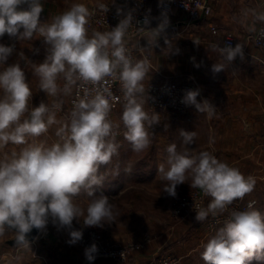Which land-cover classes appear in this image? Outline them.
Masks as SVG:
<instances>
[{
	"label": "clouds",
	"instance_id": "clouds-1",
	"mask_svg": "<svg viewBox=\"0 0 264 264\" xmlns=\"http://www.w3.org/2000/svg\"><path fill=\"white\" fill-rule=\"evenodd\" d=\"M96 8L104 13L109 10L100 2ZM43 10L42 0H0V37L5 33L20 40L42 37L49 46L43 63L32 65V70L39 78V89L53 98L51 105L30 106L33 91L19 64L0 71V239L11 232L16 247L26 251H31L27 234L34 228L44 231L49 220L70 230L69 244L77 243L83 235L72 230L74 219L82 220L85 227L101 228L116 220V206L108 196L96 194L107 175L100 173L101 166L112 164L121 147L117 140L120 124L110 118L115 99L111 82L118 81L123 94L120 120L124 139L134 152H142L151 144L148 129L158 124L160 117L145 110L143 82L151 63L147 55L135 59L129 42L133 35H141L152 48L169 24L164 16L156 28L137 27L129 12L111 30L89 35L88 24L95 11L86 4L73 3L50 22H41ZM120 12L118 9V15ZM242 17V23L252 18L248 31L255 32L256 22L264 23V10L245 9ZM143 24H149L147 17ZM260 35L264 36V29ZM194 43L199 45L198 40ZM165 44L170 47L171 42L165 39ZM210 47L223 61L212 65L214 74L226 70L237 56L244 59L241 43ZM146 48L140 47V51ZM12 51V47L0 45V65ZM74 89L71 111L58 119L63 103L59 98L71 96ZM199 95L198 89L187 90L182 103L194 106L209 119L216 116V106L208 99L198 101ZM54 125L57 139L53 143L36 142ZM179 134L181 150L175 143L166 147L167 158L157 167L158 177L166 182L163 191L171 197H176L178 185L189 180L191 188L211 197L206 208L195 206L198 222L223 214L235 200L253 192V176H245L209 151H191L195 131L181 129ZM209 142H213L211 138ZM9 145L23 147L5 151ZM118 173L117 164L111 174ZM81 194L89 198L86 208L77 202ZM229 217L224 227L202 244L201 259L205 264L264 261V214L249 203L246 210H232ZM98 251L93 243L85 249V256L93 261Z\"/></svg>",
	"mask_w": 264,
	"mask_h": 264
},
{
	"label": "crops",
	"instance_id": "crops-1",
	"mask_svg": "<svg viewBox=\"0 0 264 264\" xmlns=\"http://www.w3.org/2000/svg\"><path fill=\"white\" fill-rule=\"evenodd\" d=\"M208 1L213 7L210 18L191 22L187 14L178 9H172L166 14L158 13L152 18L147 28L158 27L164 16H167L169 24L157 43L152 48L148 47L147 40L140 35L132 38L130 44L135 50L136 59H142L147 55L151 63L152 67L143 83L165 79L176 82L196 81L203 89L202 98L198 101L208 99L216 106V116L209 119L205 113L197 112L195 107L190 105L188 118L174 120L170 113H158L160 122L149 129L152 138L151 150L154 149L152 152L155 156L145 155L146 157L137 163L133 162L132 166L118 159V162H115L119 166L118 175L112 176L109 180L104 179L102 185L96 188V192H101L108 197L115 195L120 197L135 188V185H156L160 182L165 185L166 182L158 177L157 167L166 160L167 155L160 156L162 154L160 152L166 151V147L172 143L177 145L178 151L181 150L182 137L179 134L181 129L197 133L194 144L190 146L191 151L197 153L209 151L218 160L238 168L245 176L263 172L264 153L261 142L264 131V48L257 47L250 36L264 26V23L256 22V31L249 32L248 25L251 24L252 18L249 17L247 23H242V12L251 8L264 10V0ZM98 2H110L121 8L124 0H42L44 10L40 20L50 22L55 15L68 10L73 3H84L91 9ZM151 6L155 8L157 1L152 0ZM213 26L216 27L215 30L212 29ZM93 31L99 30L88 26L89 35ZM226 31L234 33L237 44L244 45V59L241 60L237 56L226 70L214 74L211 71L212 65L223 61L210 45L215 43L223 47ZM165 39L171 42L170 47L165 44ZM194 40H198L199 45L195 44ZM0 45L13 49L7 60L0 65V71L8 66L19 64L25 73L26 82L33 91L30 106H39L41 102L51 105L53 98L39 89V78L32 70V65L43 63L47 55L49 46L44 43L43 38L20 40L5 33L3 37H0ZM140 47L148 48L141 52ZM59 83L63 85L62 80ZM72 95L59 98L63 103L61 110L57 112L58 119L67 117ZM145 110L152 114L146 108ZM121 114L122 112H116L113 120L120 124V135L117 137L121 144L120 156L132 148L123 136L125 129L120 120ZM162 128L163 131H160ZM55 130L54 125L46 134L36 138V142H46L50 145L57 139ZM210 138L212 143L209 142ZM20 147L23 146L9 145L5 151L13 149L18 151ZM148 153L150 154V151ZM105 167V165L101 166V173L104 172ZM109 175L111 174L108 172L107 176ZM200 224L202 228L206 225L205 221ZM161 249L160 244H157L145 253L139 252L128 264H146L148 259ZM185 261L187 262L184 264L193 262L191 258ZM96 264L121 263L100 260Z\"/></svg>",
	"mask_w": 264,
	"mask_h": 264
},
{
	"label": "rangeland",
	"instance_id": "rangeland-1",
	"mask_svg": "<svg viewBox=\"0 0 264 264\" xmlns=\"http://www.w3.org/2000/svg\"><path fill=\"white\" fill-rule=\"evenodd\" d=\"M160 131H163V128ZM151 146L152 138L150 146L142 152L135 153L131 148L125 154L121 156L119 154L120 158L114 157L112 164L105 165L103 173L109 172L111 174L118 159H121L120 162L123 161L132 166V164L134 165L133 162L137 163L143 157L155 156ZM163 152H160L162 153L160 156L165 157L167 152ZM101 170L100 168L99 171ZM252 175L256 180L253 192L246 195L242 200H235L223 214L216 217L209 215L204 220L206 223L204 228L195 219L196 213L177 212L179 199L195 190L190 187V180L177 186L176 197H171L163 191L165 185L162 182L156 185L140 184L135 185V188L123 196L109 197V201L116 206L119 213L113 223L104 224L102 228L85 227L82 220L77 222L74 219L72 230H80L83 233L82 239L75 244L68 243L70 230L61 228L58 224L54 225L51 220L38 238L30 243L31 251L9 244V240L13 239V233L8 232L3 239H0V264H91V262L96 264L100 260L128 264L136 254L145 253L157 244H160L162 249L155 252L146 264H153L161 258L170 256L181 259V264L186 263L187 258L193 260L189 264H205L200 256L203 250L202 244L224 227L232 210L253 203V207L264 214V169L263 172ZM112 176L115 177L116 175H106L105 179L109 180ZM100 193L96 192L97 195ZM76 199L86 208L89 199L86 195L81 194ZM210 199L211 197L206 199L203 207L206 208ZM93 232L97 233V237L93 236ZM86 237H88L89 242L96 241L101 245L109 243L110 245L121 246L128 250L126 259L120 260L112 257L89 261L85 256V248L82 244ZM134 244H139L141 247L138 250L133 249L132 245ZM250 264H264V261L253 259Z\"/></svg>",
	"mask_w": 264,
	"mask_h": 264
},
{
	"label": "built area",
	"instance_id": "built-area-1",
	"mask_svg": "<svg viewBox=\"0 0 264 264\" xmlns=\"http://www.w3.org/2000/svg\"><path fill=\"white\" fill-rule=\"evenodd\" d=\"M152 0H124L123 6L121 8L115 6L110 2H103L108 5L109 10L104 13L96 8V4L91 8L95 11V14L91 17L88 26L95 28L101 32L111 30L114 28L121 19L124 18L129 12L132 13L134 18V23L137 27H147L143 24L144 19L150 21L158 13L166 14L172 9H178L186 13L191 22H198L204 19H208L213 14V7L208 0H156L157 6L152 8ZM22 7H27L24 5ZM118 9L121 10L118 15ZM213 30L216 29L215 26L212 27ZM264 29V26L260 27L254 34L250 37L257 47L264 48V36L260 35V30ZM134 31V30H133ZM140 35H133L132 38L138 37ZM131 38V39H132ZM226 44H231L233 47L237 44L236 37L233 32L226 31L224 34L223 47ZM129 48L132 56L136 59L135 50L132 48L129 42ZM145 85V108L149 112L155 113H170L172 114L174 120H179L181 118H188L189 116V105L182 103V99L187 90H199L200 95L197 100L202 98L203 89L202 86L196 81H170V80H155L144 83ZM111 91L113 97L112 101L113 107L110 113V118L114 120L116 112L123 110V99L122 91L118 81L111 82ZM76 99V89L73 90V95L70 102V107L68 113L71 111L73 106V100ZM149 130V129H148ZM261 148L264 151V131L262 134ZM209 196H205L201 190L195 189L193 192L183 195L178 201L177 212L186 211L188 213H196L195 206L203 207L204 202ZM253 204V203H252ZM248 206L243 208H235L234 210H246ZM184 214V213H183ZM93 236L97 237V233L93 232ZM95 243L98 247V253L95 259L101 258H112L116 257L120 260H125L128 250L117 245H110L109 243L101 245L98 242H89L88 237L84 238L82 244L84 248L90 247ZM141 247L139 244L132 245L133 249L138 250ZM94 259V260H95ZM118 259V260H119ZM93 262H91L92 264ZM153 264H181V259L177 257H166L161 258L159 261Z\"/></svg>",
	"mask_w": 264,
	"mask_h": 264
},
{
	"label": "water",
	"instance_id": "water-1",
	"mask_svg": "<svg viewBox=\"0 0 264 264\" xmlns=\"http://www.w3.org/2000/svg\"><path fill=\"white\" fill-rule=\"evenodd\" d=\"M40 233V230L34 228L29 234H27L26 239L29 241V243L34 242ZM9 244L15 245V241L13 239L9 240Z\"/></svg>",
	"mask_w": 264,
	"mask_h": 264
},
{
	"label": "trees",
	"instance_id": "trees-1",
	"mask_svg": "<svg viewBox=\"0 0 264 264\" xmlns=\"http://www.w3.org/2000/svg\"><path fill=\"white\" fill-rule=\"evenodd\" d=\"M171 81V80H170Z\"/></svg>",
	"mask_w": 264,
	"mask_h": 264
}]
</instances>
